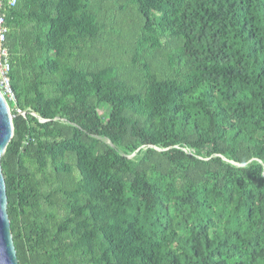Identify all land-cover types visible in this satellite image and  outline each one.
<instances>
[{"label": "trees", "instance_id": "obj_1", "mask_svg": "<svg viewBox=\"0 0 264 264\" xmlns=\"http://www.w3.org/2000/svg\"><path fill=\"white\" fill-rule=\"evenodd\" d=\"M4 14L20 264H264V0Z\"/></svg>", "mask_w": 264, "mask_h": 264}, {"label": "water", "instance_id": "obj_2", "mask_svg": "<svg viewBox=\"0 0 264 264\" xmlns=\"http://www.w3.org/2000/svg\"><path fill=\"white\" fill-rule=\"evenodd\" d=\"M14 114L0 90V264H20L14 244L11 220L8 213L6 180L2 171L1 158L14 135ZM56 119H59L57 117ZM46 121V120H43ZM98 138H101L97 136ZM113 145L111 140L105 139ZM131 156V155H130ZM129 156V157H130ZM237 166L242 164L231 161Z\"/></svg>", "mask_w": 264, "mask_h": 264}, {"label": "built area", "instance_id": "obj_3", "mask_svg": "<svg viewBox=\"0 0 264 264\" xmlns=\"http://www.w3.org/2000/svg\"><path fill=\"white\" fill-rule=\"evenodd\" d=\"M17 0H0V90L6 100H14L15 92L11 84L10 70V54L6 46L8 28L4 14L5 5L14 6ZM8 102V101H7Z\"/></svg>", "mask_w": 264, "mask_h": 264}]
</instances>
